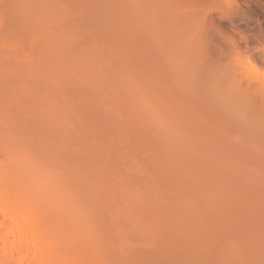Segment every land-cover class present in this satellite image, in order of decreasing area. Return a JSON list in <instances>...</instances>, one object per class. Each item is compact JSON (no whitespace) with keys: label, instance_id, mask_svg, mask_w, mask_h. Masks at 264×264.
Segmentation results:
<instances>
[{"label":"rangeland","instance_id":"rangeland-1","mask_svg":"<svg viewBox=\"0 0 264 264\" xmlns=\"http://www.w3.org/2000/svg\"><path fill=\"white\" fill-rule=\"evenodd\" d=\"M13 159L69 260L264 264V0H0Z\"/></svg>","mask_w":264,"mask_h":264},{"label":"bare ground","instance_id":"bare-ground-1","mask_svg":"<svg viewBox=\"0 0 264 264\" xmlns=\"http://www.w3.org/2000/svg\"><path fill=\"white\" fill-rule=\"evenodd\" d=\"M47 187L28 184L17 159L0 164V264H90L69 260L66 245L52 236L58 210L53 199L39 195Z\"/></svg>","mask_w":264,"mask_h":264}]
</instances>
